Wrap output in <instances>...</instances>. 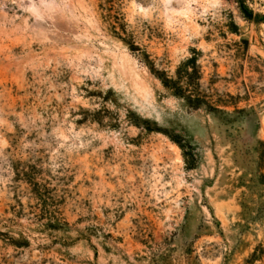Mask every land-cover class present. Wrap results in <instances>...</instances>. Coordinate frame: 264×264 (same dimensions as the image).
I'll use <instances>...</instances> for the list:
<instances>
[{
  "label": "rangeland",
  "instance_id": "obj_1",
  "mask_svg": "<svg viewBox=\"0 0 264 264\" xmlns=\"http://www.w3.org/2000/svg\"><path fill=\"white\" fill-rule=\"evenodd\" d=\"M243 1L0 0V264H264V0ZM193 50L227 113L164 86Z\"/></svg>",
  "mask_w": 264,
  "mask_h": 264
},
{
  "label": "trees",
  "instance_id": "obj_2",
  "mask_svg": "<svg viewBox=\"0 0 264 264\" xmlns=\"http://www.w3.org/2000/svg\"><path fill=\"white\" fill-rule=\"evenodd\" d=\"M117 1L119 0H107V4L111 6V8L108 9L109 11L114 8ZM239 3L242 13L251 16L252 12L245 5L244 1L239 0ZM113 17L117 20L116 23H118L120 29V31L114 30V32L120 37H122L121 34H125L126 39L124 38V40L129 43L132 50L136 49L135 44L128 41L130 38L127 34L125 25L121 23V18L118 15H114ZM115 29H117L116 26ZM200 54L201 52L193 50L192 56L178 67L176 76L173 78L166 76V78H162V82L174 96L183 99L190 110L197 111L204 108L208 111H222L227 113L225 110L220 109L219 105H234L235 103L232 100L234 99V96L226 93V98H218L215 100L213 95L209 94L202 88L203 73L198 59ZM235 111L238 112L240 110L236 108Z\"/></svg>",
  "mask_w": 264,
  "mask_h": 264
},
{
  "label": "bare ground",
  "instance_id": "obj_3",
  "mask_svg": "<svg viewBox=\"0 0 264 264\" xmlns=\"http://www.w3.org/2000/svg\"><path fill=\"white\" fill-rule=\"evenodd\" d=\"M170 3V2H169ZM171 4V3H170Z\"/></svg>",
  "mask_w": 264,
  "mask_h": 264
}]
</instances>
